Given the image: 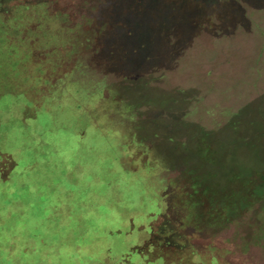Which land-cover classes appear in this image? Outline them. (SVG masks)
Masks as SVG:
<instances>
[{"label": "rangeland", "instance_id": "rangeland-1", "mask_svg": "<svg viewBox=\"0 0 264 264\" xmlns=\"http://www.w3.org/2000/svg\"><path fill=\"white\" fill-rule=\"evenodd\" d=\"M0 1L7 230L73 264H264V0Z\"/></svg>", "mask_w": 264, "mask_h": 264}, {"label": "trees", "instance_id": "trees-1", "mask_svg": "<svg viewBox=\"0 0 264 264\" xmlns=\"http://www.w3.org/2000/svg\"><path fill=\"white\" fill-rule=\"evenodd\" d=\"M60 5H66L67 0H55ZM61 13V12H60ZM8 197V196H7ZM9 202H13V198L8 197ZM1 212V210H0ZM0 215V264H73L72 260L59 261L56 257L46 255V250L51 246L49 241L29 242L18 240L14 236V231L7 230L6 223L2 220ZM29 242V243H28ZM35 253V255H30ZM120 255V254H119ZM119 264H127L125 260L118 256ZM82 262L75 261L74 264H107L102 260L96 258H89L82 256Z\"/></svg>", "mask_w": 264, "mask_h": 264}, {"label": "flooded vegetation", "instance_id": "flooded-vegetation-1", "mask_svg": "<svg viewBox=\"0 0 264 264\" xmlns=\"http://www.w3.org/2000/svg\"><path fill=\"white\" fill-rule=\"evenodd\" d=\"M1 2V1H0ZM162 217L164 218V219H166L167 221H166V223L164 224L165 226H163V229L160 231V233L158 234V235H156L155 236V234H153V240L155 239L156 241H159V242H161L162 243V245H167V246H176V247H178V248H182L181 246V244L178 242V243H175V241H174V239H175V237L174 236H176V239L178 240V238H180L181 237V234L180 233H178V234H170L168 237H163L162 235L166 232V227H167V225L168 224H172L171 223V221H170V223H169V219H168V217L166 216V215H164V214H162ZM153 233V232H152ZM180 234V235H179ZM171 238H174L173 239V241H171V240H169V239H171Z\"/></svg>", "mask_w": 264, "mask_h": 264}]
</instances>
